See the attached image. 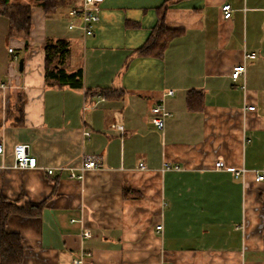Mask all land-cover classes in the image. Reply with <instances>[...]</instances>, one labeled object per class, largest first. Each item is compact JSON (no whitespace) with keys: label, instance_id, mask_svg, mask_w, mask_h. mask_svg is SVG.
<instances>
[{"label":"crops","instance_id":"1","mask_svg":"<svg viewBox=\"0 0 264 264\" xmlns=\"http://www.w3.org/2000/svg\"><path fill=\"white\" fill-rule=\"evenodd\" d=\"M7 1L31 3V27L23 35L0 8V200L41 206L9 216L19 264H264V0H102L92 35L69 28L82 0L54 13ZM161 19L180 33L139 55ZM58 38L82 88L47 83L44 45ZM22 142L36 167L12 166ZM91 155L99 165L72 177Z\"/></svg>","mask_w":264,"mask_h":264},{"label":"trees","instance_id":"2","mask_svg":"<svg viewBox=\"0 0 264 264\" xmlns=\"http://www.w3.org/2000/svg\"><path fill=\"white\" fill-rule=\"evenodd\" d=\"M3 7H0L3 13H6L12 26L19 28L22 34L27 36L31 27V3L8 4L3 0ZM47 13H54L59 8L66 6L68 0H35ZM180 33L178 29L168 28L164 25L163 19L159 21L154 28L153 33L147 42L137 49L139 55L160 56L164 53L171 39ZM45 77L47 83L53 86H70L73 88H82L84 86L83 70L78 69L73 72L67 71L65 62L70 55V42L64 38L49 39L45 45ZM90 91V90H89ZM112 96L107 90H99L96 93ZM201 96L190 91L188 95V104L191 109H198ZM40 204L26 203L19 205L16 202L7 199L0 200V264H19L22 262L24 247L22 245V236L17 232L7 230V222L10 214H35L40 210Z\"/></svg>","mask_w":264,"mask_h":264},{"label":"built area","instance_id":"3","mask_svg":"<svg viewBox=\"0 0 264 264\" xmlns=\"http://www.w3.org/2000/svg\"><path fill=\"white\" fill-rule=\"evenodd\" d=\"M102 0H82L81 4L71 7L68 10L67 16L70 19L69 23V28L73 29L75 27H79L84 34L86 35H92L95 32V27L100 19V3ZM222 9L224 11V16L226 18L231 17L232 15V6L230 3H226L222 6ZM10 51H13V48L9 49ZM255 56L254 52H249L246 54V58H252ZM247 67L246 64H238L233 67L232 71V78L234 80H237L241 77V75H244L246 72ZM0 85L4 86V83L0 81ZM167 93L173 94L174 90L173 89H168ZM248 109H254V106H248ZM153 112V121L159 128H163L165 125V117L170 115V112L165 109V107L162 104H157L155 107L152 109ZM120 130L123 129V125H118L117 126ZM5 154V145L2 141H0V157H3ZM13 157H14V162H13V167L15 168H26V167H36L38 160L37 157L29 151V147L27 143H18L14 147L13 151ZM99 158L97 156H87L84 161L82 166L80 167L79 172H71L72 177H77V178H83L84 172L93 168H96L99 165ZM141 168H146V165L144 163H141ZM216 167H222L224 166V161L219 160L215 163ZM166 168H169V164H165ZM60 169H65L64 166H61ZM48 173H53L54 169L49 168L47 169ZM242 172H244L243 169L236 170L235 175L238 176ZM256 179L258 181H261L264 179V173H259L256 176ZM162 229V225L158 226V230ZM84 235L89 237L91 235V232L85 231ZM84 256L83 254L81 257L76 259L74 262L76 264H82L84 261Z\"/></svg>","mask_w":264,"mask_h":264}]
</instances>
